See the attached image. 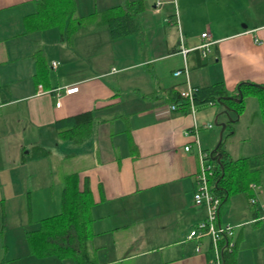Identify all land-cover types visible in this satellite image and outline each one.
Segmentation results:
<instances>
[{
	"label": "crops",
	"instance_id": "0c3cea01",
	"mask_svg": "<svg viewBox=\"0 0 264 264\" xmlns=\"http://www.w3.org/2000/svg\"><path fill=\"white\" fill-rule=\"evenodd\" d=\"M156 1L75 0L77 17L127 5L138 28L112 38L105 26L85 22L61 38L56 26L25 30L23 17L35 0H0V264H75L50 253L48 243L35 253L27 234L60 211L62 176L69 172L90 190L87 246L97 264H208V239L187 238L206 214L193 200L196 144L212 150L216 118L242 141L241 156L260 155L264 149L247 147L256 145L251 128L257 126L264 146V123L253 95L240 114L229 110L234 120H228L223 105L212 102L193 112L169 111L168 89L222 82L233 94L242 81L264 85V0ZM204 31L213 41L206 57L191 50L183 59L180 37L191 47ZM37 50L47 63L40 74ZM184 64L187 76L174 75ZM73 85L77 90L65 94ZM87 110L93 119L82 142L58 134L57 120ZM68 153L79 160L73 170L50 167ZM251 189L264 202V175ZM244 195L249 206L230 195L218 220L236 225V264H264V210L254 193L253 203Z\"/></svg>",
	"mask_w": 264,
	"mask_h": 264
},
{
	"label": "trees",
	"instance_id": "16d2710c",
	"mask_svg": "<svg viewBox=\"0 0 264 264\" xmlns=\"http://www.w3.org/2000/svg\"><path fill=\"white\" fill-rule=\"evenodd\" d=\"M135 3H130L132 6ZM141 4V3H140ZM136 6V10L141 5ZM135 10V11H136ZM131 9L122 5L107 7L101 11L93 12L84 17L75 15V0H35V9L23 17L26 31L45 29L56 26L60 29V37L71 36L80 24L91 22L98 27L105 26L112 38L126 36L135 32L138 25ZM37 73H41L47 66L44 55L40 50L35 51ZM193 103L200 106L207 102L219 104L218 99L225 96H238V91L233 94L227 91L222 82L210 83L204 86H194ZM242 100L240 102L231 99L223 100L234 112L240 114L244 108L245 96L253 95L258 101L259 111L264 123V88L257 87L253 83H240ZM169 102L176 105L173 112L189 111L188 101L180 96L176 85L168 89ZM93 112L87 110L70 115L55 122L58 134L63 138H69L74 143L82 142L90 134V125ZM223 137L217 151L222 153L218 162L212 160V172L208 177L210 191L220 198V206L226 202L231 194L243 192L251 198L250 183H259L264 175V151L256 156H240L233 158L222 148L226 134L232 133L230 124H226ZM227 131V132H226ZM211 153V150L208 151ZM215 151L212 152V155ZM211 157V154H210ZM221 164V165H220ZM63 189L61 194V209L58 213L41 219L37 230L29 231L28 241L31 250L39 254L41 249L50 245V253L59 257H69L75 264H97L87 246L89 229V208L92 202L90 190L84 183L83 188L78 186L76 172H69L62 176ZM58 241V242H57ZM48 243V244H47ZM222 264H236V244L231 249L223 250Z\"/></svg>",
	"mask_w": 264,
	"mask_h": 264
},
{
	"label": "built area",
	"instance_id": "2783aa9c",
	"mask_svg": "<svg viewBox=\"0 0 264 264\" xmlns=\"http://www.w3.org/2000/svg\"><path fill=\"white\" fill-rule=\"evenodd\" d=\"M161 1L157 0L156 5L159 6ZM201 42L191 47L186 46L183 43L182 38L180 37L179 43V51L183 55V59H185V54L191 50H197L199 56L201 58L206 57L208 51L210 50V45L212 44V40L209 38L208 32L204 31L200 33ZM257 40V39H256ZM52 67H56V62H51ZM174 75H184L187 76V69L185 64L176 69L173 72ZM194 86H190L186 83V87L182 90H179V94L185 100L188 101L189 110L191 112L194 111L195 105L193 103V93ZM77 85H73L70 87L64 88V93L69 94L75 92L77 90ZM55 94L57 96L55 105L59 106V88H55ZM210 103V102H209ZM169 111H174L176 109V105L172 102H168L167 104ZM211 124H202L201 127H210ZM199 126L195 125L194 128ZM188 132V131H187ZM197 142V141H196ZM197 146V154L200 161L199 171L196 174V187L193 192V200L195 204H203L205 205L206 214L205 217L198 221L192 229H190L187 234V238H207L209 243V248L211 250V257L208 260V264H222V252L223 250L231 249L234 245L233 240V227L234 225L230 223H220L218 220V210L220 206V198L215 196L209 189L208 177L212 172V159L210 158V153L203 151L198 142ZM186 150L189 148V145L184 147ZM255 183H250V187L254 188ZM255 199L253 197L250 198V202H254ZM196 249H199L197 246Z\"/></svg>",
	"mask_w": 264,
	"mask_h": 264
},
{
	"label": "rangeland",
	"instance_id": "374dc122",
	"mask_svg": "<svg viewBox=\"0 0 264 264\" xmlns=\"http://www.w3.org/2000/svg\"><path fill=\"white\" fill-rule=\"evenodd\" d=\"M249 97H251V96H247L244 99V101H245V103L247 105H248L247 99H249ZM231 125H234V123H231ZM241 125H242V123H241ZM213 126H214L215 129H218V127H219V126H216L214 123H213ZM243 130L241 131V133L243 132ZM245 132L247 133L249 131L245 130ZM251 133L253 134V137H255V144L256 145H251V146H248L247 148H252V150H255V152H259L261 149H264V146L263 147L259 146L260 145L259 143H260L261 133L258 130V126L255 127V129L251 128ZM232 136L233 135H231V134H226V136L224 137L223 143H222V148L223 149L230 148L231 149L230 152H231L232 156H234V157L241 156L240 154H242L241 152H242V148H243V146H242L243 144H241L242 141H239L235 137H232ZM77 162H79V160L78 159H73V155L68 153V154H66V156L62 157L60 160L51 159V161H49V165L54 170L57 169L59 172H69V171L73 170L77 166ZM51 179L54 180L55 178H51ZM251 193H254V195H255L254 197L257 199V203H258L257 204V208L260 209V210H264V206H263L264 202L262 201V198L260 197V195L257 192V190L254 191V190L251 189ZM231 195L233 197L240 196L241 198H243V200L246 203V205L249 206L248 202H247V199L245 198L244 193L238 192V193H234V194H231ZM238 203H240L239 200H237L234 204H237L239 206ZM227 223H230V222H227ZM230 224H232V223H230ZM261 224L264 225V218L262 219ZM232 225H234V224H232ZM247 225L248 224H245V226H247ZM235 228H236V225H234V227H233V232L234 233H235Z\"/></svg>",
	"mask_w": 264,
	"mask_h": 264
},
{
	"label": "water",
	"instance_id": "95a60500",
	"mask_svg": "<svg viewBox=\"0 0 264 264\" xmlns=\"http://www.w3.org/2000/svg\"><path fill=\"white\" fill-rule=\"evenodd\" d=\"M242 83H249L248 81H242ZM255 86H257V87H262V88H264V85H262V84H257V83H253ZM237 91H238V96H233V95H229V96H225V97H223L222 99H218L217 100V102L219 103V104H221V105H223V107H224V110H223V112L226 114V116H227V119L228 120H234V119H232L231 117H230V115L228 114V111L229 110H231V111H234V109H232V108H230L226 103H224V101L223 100H225V99H231V100H233V101H236V102H240L241 100H242V94H241V92H240V83L238 84V86H237ZM236 113V112H235ZM236 115H237V113H236ZM214 124L216 125V126H219V132H218V139H217V142H216V144L214 145V147L212 148V150H211V159L213 160V159H216L218 162L220 161V159H221V156H222V153L220 152V151H217V148H218V146L220 145V143H221V141H222V137H223V131H224V129H225V127H226V122H219V121H217L216 120V118L214 119ZM213 151H215V154H213L212 155V152ZM221 165V164H220Z\"/></svg>",
	"mask_w": 264,
	"mask_h": 264
}]
</instances>
